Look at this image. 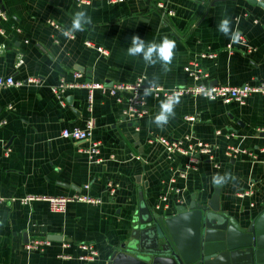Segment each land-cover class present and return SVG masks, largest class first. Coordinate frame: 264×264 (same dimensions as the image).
Returning <instances> with one entry per match:
<instances>
[{
  "label": "crops",
  "instance_id": "crops-1",
  "mask_svg": "<svg viewBox=\"0 0 264 264\" xmlns=\"http://www.w3.org/2000/svg\"><path fill=\"white\" fill-rule=\"evenodd\" d=\"M163 1L173 14L157 6ZM84 9L92 23L82 32L65 36L74 12ZM229 17L233 31L248 45L218 30ZM54 21L57 25L51 24ZM0 75L20 82L0 86V264H108L110 256L130 239L142 191L150 206L166 193L172 177L186 170L188 158L169 156L153 140L166 136L189 147L202 140L214 148L213 159L202 157L196 170L178 177L180 194L169 193L175 215L193 198L206 203L217 194L222 211L248 226L264 210V97L251 94L244 105L204 97H181L175 116L163 129L153 122L163 99L150 96L148 115L139 124L125 120L124 103L109 89L96 90L92 102L84 87H66L62 99L54 92L61 78L104 82L107 87L153 76L167 88L193 80L185 66L196 61L209 74L210 85L264 84V9L248 0H125L90 5L76 0H0ZM133 35L159 42L167 36L176 44L170 71L129 56ZM92 42L88 46L86 42ZM5 45V47H2ZM108 50L104 55L97 50ZM203 52L215 58H201ZM23 60L19 64L20 60ZM193 116L194 120L186 119ZM93 120L87 141L64 138V128H85ZM189 137V138H187ZM100 142V158L85 150ZM232 173L224 186L212 183L215 174ZM116 192L111 194L110 184ZM88 184L90 188L84 189ZM251 190L250 197L239 192ZM87 192L101 202H72L66 212H52L48 200L22 204L26 196H73ZM13 198L18 200L13 201ZM182 204L177 203L178 199ZM253 203V205H251ZM51 235L63 240H52ZM34 239H50L44 251H28ZM63 243L70 244L64 246ZM82 243H94L100 255L92 262L77 258ZM71 254L72 259L60 258Z\"/></svg>",
  "mask_w": 264,
  "mask_h": 264
},
{
  "label": "built area",
  "instance_id": "built-area-1",
  "mask_svg": "<svg viewBox=\"0 0 264 264\" xmlns=\"http://www.w3.org/2000/svg\"><path fill=\"white\" fill-rule=\"evenodd\" d=\"M78 4L81 5H90L94 0H76ZM108 1L109 3H117L124 2L125 0H101ZM157 6L163 11L165 15L173 14L172 10H168L165 3L163 1H159ZM51 24L57 25L54 21H50ZM0 32H3L2 27H0ZM237 36L235 40H232L228 44V49L233 50L236 44L247 46V40L245 36L236 32ZM88 46H93L92 42H86ZM2 47H5L3 45ZM97 50L104 54L108 55V50L103 48L102 46H97ZM217 56L216 53L211 52H203L200 54L201 58H215ZM23 60L21 59L19 64H21ZM185 71L192 78V82L182 86H175L173 88H167L163 85L156 84L153 94L149 96H144L143 91L144 88L147 87V80L144 76H139L133 82H119L107 87L104 82L98 81H80L82 74L80 72L74 73V80H67L66 78H61L60 82L57 86L54 87V92L57 94L59 99H62L64 89L66 87H84L89 90V100L90 103L93 100L94 92L96 90H104L109 89L111 95L116 97V101L118 103H124L123 107V115L125 120L130 121L132 123H138L144 119L148 113V105L147 100L150 96L165 99L167 96L175 94L179 98L189 96L193 98L204 97L210 100H220L224 103H237L239 105H244L251 94H260L264 97V84H244L241 86H234L231 84H218V85H210L205 82L209 77V74L201 68L196 61L190 62L187 66H185ZM18 82L14 76H1L0 75V86L1 87H11L14 85H18ZM187 120H194L193 116H186ZM6 124V120L0 119V128ZM93 127L94 122L90 120L85 128L80 127H72V128H64L61 132V135L64 138H69L77 141H87L90 140L93 136ZM189 138V137H187ZM153 140L164 145L169 156L174 155L175 153H180L188 158V162L186 163V170L181 173L178 177H185L189 170H196L200 165V161L202 157L213 159L214 157V148L210 144L199 140L195 144L184 147L182 144V140L180 139H171L166 136H154ZM100 142L93 141L91 146L88 147L86 153L90 156L95 157L98 162H101L103 159L100 158ZM178 177H172L169 181V185L167 186L166 193H162L159 196V199L152 205V208L155 211H163L168 210L172 207V203L170 202L169 193L180 194L181 188L177 185ZM110 192L111 194H115L116 186L115 184H110ZM90 186L86 184L84 186L85 190H88ZM253 194L251 190H245L239 192V196L241 198L250 197ZM36 199H45L49 201L50 209L52 212H66L67 207L72 202H86V203H100L101 198L92 196L91 194L85 192L76 193L73 196H26L19 198V201L22 204H28L31 201ZM13 201L18 200L17 198H13ZM6 202V197L0 194V204H4ZM177 203L182 204L183 200L180 198L177 200ZM253 205V203L251 204ZM52 240L50 239H34L30 240L26 244V249L28 251H44L48 246L51 245ZM64 246H70V244L63 243ZM81 252L78 254L77 258L86 261L92 262L95 261L100 252L94 243H82L79 246ZM60 258L64 259H72L74 258L71 254H60Z\"/></svg>",
  "mask_w": 264,
  "mask_h": 264
},
{
  "label": "water",
  "instance_id": "water-1",
  "mask_svg": "<svg viewBox=\"0 0 264 264\" xmlns=\"http://www.w3.org/2000/svg\"><path fill=\"white\" fill-rule=\"evenodd\" d=\"M248 1L264 9V0ZM133 220L130 239L108 264H264V210L244 226L221 210L217 194L206 203L193 198L172 215L155 211L141 191Z\"/></svg>",
  "mask_w": 264,
  "mask_h": 264
},
{
  "label": "clouds",
  "instance_id": "clouds-1",
  "mask_svg": "<svg viewBox=\"0 0 264 264\" xmlns=\"http://www.w3.org/2000/svg\"><path fill=\"white\" fill-rule=\"evenodd\" d=\"M92 23V18L86 10L81 9L74 12L71 18L70 27L64 30L65 36H70L75 32H82L87 25ZM218 30L225 36H229L233 40L236 39L237 33L232 29L231 19L227 16L221 19ZM176 44L174 40L167 36L162 37L159 42L147 41L142 39L139 35H133L130 39V44L127 47L129 56H141L147 65H156L159 63L164 72L170 71V65L174 59ZM158 82V78L153 76L152 79L147 80V87L144 88L143 95L149 96L153 94V90ZM180 102L179 97L175 94L167 96L160 106V111L155 115L153 122L158 128L163 129L169 122L171 117L175 116V106ZM230 180H235L232 173H225L223 175L215 174L212 177V183L216 186H224Z\"/></svg>",
  "mask_w": 264,
  "mask_h": 264
}]
</instances>
